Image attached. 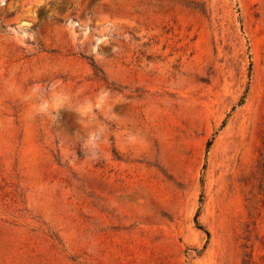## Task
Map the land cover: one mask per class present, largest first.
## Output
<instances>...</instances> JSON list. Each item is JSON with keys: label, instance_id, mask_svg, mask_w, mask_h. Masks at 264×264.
Segmentation results:
<instances>
[{"label": "rangeland", "instance_id": "rangeland-1", "mask_svg": "<svg viewBox=\"0 0 264 264\" xmlns=\"http://www.w3.org/2000/svg\"><path fill=\"white\" fill-rule=\"evenodd\" d=\"M0 264H264V0H0Z\"/></svg>", "mask_w": 264, "mask_h": 264}, {"label": "trees", "instance_id": "trees-1", "mask_svg": "<svg viewBox=\"0 0 264 264\" xmlns=\"http://www.w3.org/2000/svg\"><path fill=\"white\" fill-rule=\"evenodd\" d=\"M89 60H90L89 63H90V65H91V67L95 70V72H101V71L99 70V68H97L94 59H93L92 57H90ZM241 103H242V101L239 102V104H241ZM224 125H225V119H223V121H222L220 127H223ZM211 143H212V140H208V141H207V143H206V150H207L208 147L211 145ZM201 200H202V194L200 195L199 202H201ZM199 209H200V208H198V210H197V212L195 213V216H194L195 224H196V227L199 228V229H202V230L206 233V235H207V237H208V236H209L208 231H207L206 229H204V228L198 223V221H197V217H198V214H199Z\"/></svg>", "mask_w": 264, "mask_h": 264}]
</instances>
